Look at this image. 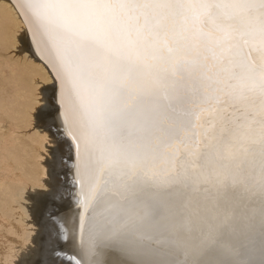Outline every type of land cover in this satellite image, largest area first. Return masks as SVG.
Masks as SVG:
<instances>
[{"label":"snow or ice","instance_id":"1","mask_svg":"<svg viewBox=\"0 0 264 264\" xmlns=\"http://www.w3.org/2000/svg\"><path fill=\"white\" fill-rule=\"evenodd\" d=\"M16 6L60 84L36 114L76 141L85 255L264 264V0Z\"/></svg>","mask_w":264,"mask_h":264},{"label":"bare ground","instance_id":"2","mask_svg":"<svg viewBox=\"0 0 264 264\" xmlns=\"http://www.w3.org/2000/svg\"><path fill=\"white\" fill-rule=\"evenodd\" d=\"M11 48L15 60L3 55ZM59 89L16 0H0V264H124L127 257L103 241L85 255L76 141L58 111L54 121L36 114L41 105L59 109Z\"/></svg>","mask_w":264,"mask_h":264},{"label":"rangeland","instance_id":"3","mask_svg":"<svg viewBox=\"0 0 264 264\" xmlns=\"http://www.w3.org/2000/svg\"><path fill=\"white\" fill-rule=\"evenodd\" d=\"M3 55L7 58H10L12 60H15L19 57V53H18V49H8L6 52H3ZM31 130V131H30ZM35 129L34 128H29V133H32ZM49 157H51V155L49 154ZM37 191V190H36ZM36 191L34 190H30L29 193L30 194H33V193H37ZM34 196V195H33Z\"/></svg>","mask_w":264,"mask_h":264},{"label":"water","instance_id":"4","mask_svg":"<svg viewBox=\"0 0 264 264\" xmlns=\"http://www.w3.org/2000/svg\"><path fill=\"white\" fill-rule=\"evenodd\" d=\"M70 163L72 164V161H71ZM71 164H70V165H71ZM72 180L74 181V178H73ZM74 187L76 188V185H75V184H74ZM74 192H75V191H74ZM76 198H77V196H76ZM76 198H75V199H76ZM75 202H77V203H78V199H77V200H75ZM71 256H73V257H76L74 254H71ZM76 259H78V260H79V258H77V257H76Z\"/></svg>","mask_w":264,"mask_h":264}]
</instances>
